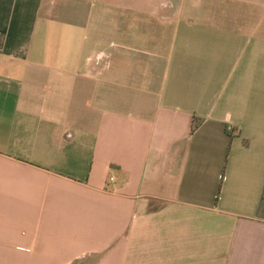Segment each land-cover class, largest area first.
Here are the masks:
<instances>
[{
  "label": "crops",
  "instance_id": "0c3cea01",
  "mask_svg": "<svg viewBox=\"0 0 264 264\" xmlns=\"http://www.w3.org/2000/svg\"><path fill=\"white\" fill-rule=\"evenodd\" d=\"M0 264H264V0H0Z\"/></svg>",
  "mask_w": 264,
  "mask_h": 264
},
{
  "label": "rangeland",
  "instance_id": "374dc122",
  "mask_svg": "<svg viewBox=\"0 0 264 264\" xmlns=\"http://www.w3.org/2000/svg\"><path fill=\"white\" fill-rule=\"evenodd\" d=\"M76 2L77 0H71V2ZM99 5L92 6L91 7V14L93 15L90 22H91V28L87 32V37H91L92 39H95L97 36L100 35L98 31L95 33L96 26L99 28V21L98 18H96L95 12L99 10ZM104 9V7H102ZM107 16V20L105 21V18L102 19V21H105L104 24H102V29L106 30L109 28L112 24H110V20H117L118 21V27L119 30L122 31L121 37L125 41H130L134 45L140 46V47H147V35H157L159 36L161 32H163L165 35H169L175 31V28L172 27L170 29H167L165 27H161L159 25H150L149 24V18L145 16H138L133 15L131 13H124L123 17L119 18V13L117 11H111L109 12ZM87 16V15H86ZM222 16V15H221ZM116 17V18H115ZM224 18V17H222ZM97 21V24H96ZM101 29V28H100ZM169 30V32L167 31ZM173 35V34H172Z\"/></svg>",
  "mask_w": 264,
  "mask_h": 264
},
{
  "label": "built area",
  "instance_id": "2783aa9c",
  "mask_svg": "<svg viewBox=\"0 0 264 264\" xmlns=\"http://www.w3.org/2000/svg\"><path fill=\"white\" fill-rule=\"evenodd\" d=\"M112 180V179H111Z\"/></svg>",
  "mask_w": 264,
  "mask_h": 264
}]
</instances>
